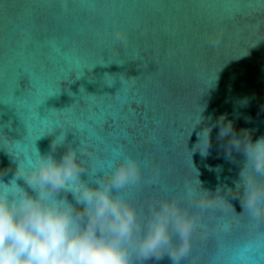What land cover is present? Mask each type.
I'll use <instances>...</instances> for the list:
<instances>
[{"label": "water", "instance_id": "water-1", "mask_svg": "<svg viewBox=\"0 0 264 264\" xmlns=\"http://www.w3.org/2000/svg\"><path fill=\"white\" fill-rule=\"evenodd\" d=\"M69 151L79 176L51 195L77 212L71 184L132 158L114 194L142 223L165 200L195 218L179 260L136 233L132 264H264V188L242 175L264 154V0H0V187L35 196L39 159Z\"/></svg>", "mask_w": 264, "mask_h": 264}, {"label": "clouds", "instance_id": "clouds-1", "mask_svg": "<svg viewBox=\"0 0 264 264\" xmlns=\"http://www.w3.org/2000/svg\"><path fill=\"white\" fill-rule=\"evenodd\" d=\"M248 172H242L254 190L264 188V154L250 157ZM81 171L75 153L59 160L41 157L29 183L37 194H21L0 187V264H132L127 242L136 233V249L141 256L167 253L179 260L189 249L196 220L175 200H165L141 222L136 209L114 189L137 179L139 165L124 158L106 182L96 186L73 183L77 212L68 202L51 193L69 186ZM246 228L255 233L264 219V206L248 201ZM87 216L86 223L83 217ZM173 234L179 242L173 243Z\"/></svg>", "mask_w": 264, "mask_h": 264}]
</instances>
